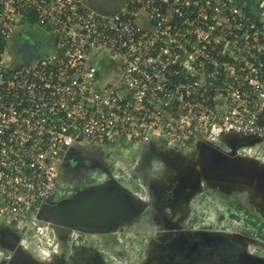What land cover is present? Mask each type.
Here are the masks:
<instances>
[{
    "label": "built area",
    "instance_id": "obj_1",
    "mask_svg": "<svg viewBox=\"0 0 264 264\" xmlns=\"http://www.w3.org/2000/svg\"><path fill=\"white\" fill-rule=\"evenodd\" d=\"M22 42L38 57L16 61ZM97 51L108 74L89 61ZM263 111L264 0H122L111 14L84 0H0V223L51 261L80 238L59 241L38 217L74 193L61 179L74 148L186 149L225 133L264 141ZM116 161L125 170L135 157ZM10 256L0 247V261Z\"/></svg>",
    "mask_w": 264,
    "mask_h": 264
},
{
    "label": "rangeland",
    "instance_id": "obj_2",
    "mask_svg": "<svg viewBox=\"0 0 264 264\" xmlns=\"http://www.w3.org/2000/svg\"><path fill=\"white\" fill-rule=\"evenodd\" d=\"M121 2L122 0H104V5L97 2V7L88 6L91 10L99 14H111L117 11L121 6ZM22 37L29 39L27 36ZM40 43L41 45L46 43V39H42ZM28 46L31 45L29 44ZM46 47L47 46L42 49L43 52ZM15 55L16 61L21 59L20 52L15 53ZM94 55L96 59L100 61L104 58L105 53L103 51H98L94 53ZM37 57L38 54L34 58ZM111 68H113V66ZM103 70L105 71L104 74H108L107 66H104ZM95 147L96 149L93 145L87 146L85 150L90 153L88 154V162H94L86 166L87 168L79 163V158L87 156L85 153L80 154L78 159L74 157V159L64 163L62 166V181L72 184L73 179L78 178L77 181L79 182L84 176L95 175L91 180H85L95 183V178L100 179L101 176L106 173L110 176L108 179H115L132 192L137 193L140 191L145 199H152L153 193H150V187H147L148 192L146 193L145 190H141L142 186L150 185L153 187L155 184L162 185L165 183L164 181L176 174L177 167L185 165L188 159L191 160L194 157L192 152L186 151L183 148L176 150L163 146L160 151L141 148L139 152V160H141L139 166L133 167L132 165L129 168L124 167L126 169L123 170L117 167L118 162L116 159L122 157H136L138 153L137 148L135 150L136 153L133 155V152H129L128 150L129 146L123 144H121V146L109 145ZM252 150L254 151V155L264 160V141H262V139L252 145ZM95 157L100 160L99 163H96L97 160L94 159ZM148 162L150 164H148ZM69 167H72L74 171L66 170ZM78 169H84V175L83 172L77 173L76 170ZM67 174L69 177H67ZM88 185H91V183ZM84 186L85 185L82 187ZM203 187L205 191H209L208 194L212 197L210 195L207 197L205 196L201 198V201L197 202L196 199H198L199 195L196 194L193 198L188 197L187 199L185 198L179 201L176 211L173 213L169 212L168 207H166L163 214L168 216L170 213L174 216L184 213V211H187L189 208L193 209L194 214L198 217L199 224L211 225L213 228L225 230L227 233L231 232L233 236L236 233L243 235L249 239L246 246L250 249L251 253L264 257V238L261 237V235H264V210L257 206V199L255 198L256 195L254 191L242 182H225L219 179H216L213 184L205 183ZM180 222L183 221L180 220ZM5 225L6 224H4V226L0 224V231L2 232L0 235L5 232L11 233L13 230V228H10L12 230L4 229L3 227H5ZM120 229H124V231L119 232ZM159 232L160 235L163 232L160 223L154 220L150 211H146V213L139 216L135 221L124 224L122 228L115 226L109 231L99 233V235L104 233L105 236L110 238L107 239L106 237L104 241V245L114 256L112 259L111 256H109L110 262H114V264H133L134 262H142L144 257L143 251L147 250L148 241L152 237H159ZM11 234L15 235L14 232ZM95 244L97 247L103 246L102 243L98 244L97 242ZM0 247L2 249L4 248L1 239ZM117 251L118 254L116 253Z\"/></svg>",
    "mask_w": 264,
    "mask_h": 264
},
{
    "label": "water",
    "instance_id": "obj_3",
    "mask_svg": "<svg viewBox=\"0 0 264 264\" xmlns=\"http://www.w3.org/2000/svg\"><path fill=\"white\" fill-rule=\"evenodd\" d=\"M259 122L264 126V111ZM259 141L258 138L236 133H225L219 137L220 144L224 145L225 148L210 141H198L191 148L185 149L192 152L194 157L191 160L188 159L185 165L177 167L175 175L180 179V186L175 190L180 191L187 186H192L194 192L191 191L189 198H193L201 191H205L203 187L205 183L213 184L212 182H215L216 179L225 182L238 181L254 191L257 206L264 210V160L237 152L238 147L252 146ZM152 143L155 144V142H150L138 146V153L133 167L139 166L141 162L139 160L141 148L156 151L163 148V146L158 145L152 146ZM148 164L150 163L148 162ZM187 165L191 168L189 172L185 171L189 167ZM192 177H196L198 180L194 182ZM164 182L162 189L166 187L168 180ZM147 187H150V193H153V187L150 185H143L142 190L147 193ZM155 195L158 196L156 193ZM158 199L155 202L153 198L145 199V197L132 192L115 179L107 178L103 182L85 185L76 189L66 199L48 202L41 208L38 217L49 222L53 235L57 240L64 241L71 230L104 232L115 226L122 228L124 224L135 221L146 211L151 213L163 212L168 207V211L173 213L180 201L177 200L173 210L161 198ZM3 249L8 250L11 256L9 259L1 260L0 264H40L41 262L23 250L17 243L9 249L6 247ZM54 257H57V255Z\"/></svg>",
    "mask_w": 264,
    "mask_h": 264
},
{
    "label": "flooded vegetation",
    "instance_id": "obj_4",
    "mask_svg": "<svg viewBox=\"0 0 264 264\" xmlns=\"http://www.w3.org/2000/svg\"><path fill=\"white\" fill-rule=\"evenodd\" d=\"M30 45L33 46L32 44ZM28 47L29 46L14 48V53H18L19 50L28 53ZM22 59L24 58L22 57ZM86 148L87 146H78L74 148L64 159L63 165L67 161L69 162V160L74 159V157L78 159L82 153H85L87 156L79 158V163L83 164L85 167L94 163L88 162V154L90 153L85 151ZM94 148L96 149V147ZM94 159L97 160L96 163H99L100 160L98 158L95 157ZM66 170L74 171L72 167ZM190 170L191 168L189 166L185 171L189 172ZM76 172H83L84 175V169H78ZM67 177H69V175ZM85 177L86 176L79 182L77 181L78 178H76L72 180V184L68 182H65V184L71 186L72 190H76L90 183L87 181L89 179L91 180V175H88L86 177L87 179ZM193 179L194 182L198 180L196 177ZM167 180V185L163 189V185L160 186L159 184H155L153 186L152 198L154 202L158 197V200L161 198L174 210L177 200L181 201L185 198L187 199L191 193L194 192V189L192 186H187L180 191L175 190L180 186V179L177 175ZM155 193L158 196H156ZM208 193L209 191H201V193L198 194V199H196L197 202L201 201L202 197L209 196L210 194ZM182 214L173 216L169 213V215L166 216L162 211L152 213L154 220L160 223L163 232L161 235L159 232V237H152L148 241V248L143 251L144 257L142 262H134L133 264H264V257L251 253L250 249L247 248L246 244L248 243V238L239 233L233 236L231 232L227 233L225 230L213 228L211 225L199 224L198 217L194 214L193 209L189 208ZM180 220L183 222H180ZM5 226L4 229H10V225L7 226L6 224ZM123 231L124 229H120L119 232ZM13 232L15 235L11 234ZM79 232L80 238L74 244L61 246L57 257L51 261H41L40 264H114V262L109 261V256H111V259L114 258V256L104 245V241L107 237L104 233L99 235V233H101L99 231ZM0 233L2 232L0 231ZM11 233L5 232L0 235L2 245L8 249L14 246L19 238L15 230H12ZM107 239L110 238L107 237ZM97 242L98 244L102 243L103 246L97 247L95 244ZM116 253L118 254V251Z\"/></svg>",
    "mask_w": 264,
    "mask_h": 264
},
{
    "label": "crops",
    "instance_id": "obj_5",
    "mask_svg": "<svg viewBox=\"0 0 264 264\" xmlns=\"http://www.w3.org/2000/svg\"><path fill=\"white\" fill-rule=\"evenodd\" d=\"M84 2H85V5L89 8V6L91 5V6H94V7H97L96 6V3L97 2H99V3H101L102 5H104V0H84ZM95 3V4H94ZM89 5V6H88ZM20 34H21V41H28V39H25V37H22V36H24V34L22 33V32H20ZM44 37L45 38H47V36L44 34ZM16 39H18L17 37H16ZM20 42V41H19ZM19 42H17V43H19ZM22 44H23V46L24 47H27L29 44H27L26 42H25V44L22 42ZM33 46H29L28 48H29V52L27 53L26 51H20L19 50V52L21 53V60H27V59H30V58H32V57H35L36 56V51H34V44H32ZM46 45V44H45ZM15 48V47H14ZM18 48V47H17ZM26 49V48H25ZM45 50H47V51H49L50 50V48L49 47H46L45 48ZM11 52H12V56H13V54H15L14 53V49L12 48L11 49ZM98 52V51H97ZM94 53H96V52H94ZM94 53H91L90 55H89V61L90 62H92V63H94V64H96L99 68H101V69H103L104 68V66H108L107 64H106V62H104L105 60H106V58H103L102 60H98V59H96V56L94 55ZM22 57L24 58V59H22ZM113 69H114V71L115 70H117V66L115 65H113ZM105 72V71H104ZM105 75V74H104ZM105 78V77H104ZM104 80V79H103ZM128 150H130L131 152L132 151H135L133 148H128ZM136 153V152H135ZM134 153V154H135ZM0 224H2L3 226H4V224L5 223H0ZM2 226V227H3ZM8 226V225H7ZM6 227V226H5ZM4 228V227H3ZM9 228H11V227H9Z\"/></svg>",
    "mask_w": 264,
    "mask_h": 264
},
{
    "label": "clouds",
    "instance_id": "obj_6",
    "mask_svg": "<svg viewBox=\"0 0 264 264\" xmlns=\"http://www.w3.org/2000/svg\"><path fill=\"white\" fill-rule=\"evenodd\" d=\"M141 190H142V188H141ZM139 193H140V191H139ZM63 245H67V246H68V244H67V243H65V244H63ZM63 245H62V246H63ZM57 255H59V253H58Z\"/></svg>",
    "mask_w": 264,
    "mask_h": 264
},
{
    "label": "trees",
    "instance_id": "obj_7",
    "mask_svg": "<svg viewBox=\"0 0 264 264\" xmlns=\"http://www.w3.org/2000/svg\"><path fill=\"white\" fill-rule=\"evenodd\" d=\"M262 238H264V235H261Z\"/></svg>",
    "mask_w": 264,
    "mask_h": 264
}]
</instances>
